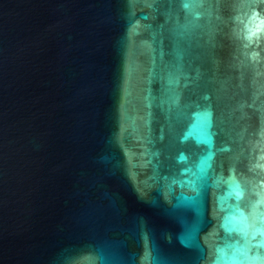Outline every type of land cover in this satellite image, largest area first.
<instances>
[{
  "label": "water",
  "instance_id": "water-1",
  "mask_svg": "<svg viewBox=\"0 0 264 264\" xmlns=\"http://www.w3.org/2000/svg\"><path fill=\"white\" fill-rule=\"evenodd\" d=\"M0 264H264V0H0Z\"/></svg>",
  "mask_w": 264,
  "mask_h": 264
}]
</instances>
